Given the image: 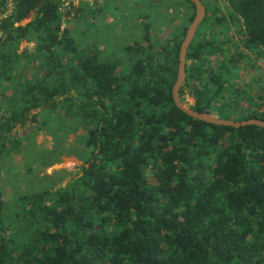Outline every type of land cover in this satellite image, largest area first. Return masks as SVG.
Masks as SVG:
<instances>
[{"label":"trees","instance_id":"obj_1","mask_svg":"<svg viewBox=\"0 0 264 264\" xmlns=\"http://www.w3.org/2000/svg\"><path fill=\"white\" fill-rule=\"evenodd\" d=\"M65 1L0 0V159L29 140L24 125L58 143L82 128L87 150L66 185L24 192L13 211L0 188V264H264V127L207 123L172 100L194 4L159 39L148 0L136 40L106 59L80 52ZM201 1L181 100L264 120V0Z\"/></svg>","mask_w":264,"mask_h":264},{"label":"rangeland","instance_id":"obj_2","mask_svg":"<svg viewBox=\"0 0 264 264\" xmlns=\"http://www.w3.org/2000/svg\"><path fill=\"white\" fill-rule=\"evenodd\" d=\"M162 1H152L153 5L150 7L151 16L156 14L158 17L153 23L152 35L153 38L159 39H165L170 32L179 30L182 21L186 20L191 12L186 0ZM70 3L77 7L79 0L64 2L62 26L68 25L73 30L80 52L94 51L100 58L118 59L122 57L123 46L136 40L141 26V23L137 22L136 12L145 11L149 2L106 0L99 8L95 6L89 13L77 16L74 8L68 15L65 14V9L67 10ZM219 3L222 6L221 1ZM8 5L10 6V2ZM164 8H169L167 16L172 23L170 25L175 23L173 30L161 15ZM221 8L225 10V7ZM32 16L31 13L21 24L26 23ZM33 47L31 42H24L20 49L32 50ZM257 70L259 73L264 72V61L258 64ZM185 103L192 104V98L185 96ZM27 126L17 127V130L29 136L22 149L0 159V188L5 196L6 212L16 208V197L24 192L46 187L56 189L66 185L68 180L79 172V164L87 151L81 142V136L85 132L82 128L69 131L63 142L58 143L46 131H39L34 135L26 129Z\"/></svg>","mask_w":264,"mask_h":264},{"label":"water","instance_id":"obj_3","mask_svg":"<svg viewBox=\"0 0 264 264\" xmlns=\"http://www.w3.org/2000/svg\"><path fill=\"white\" fill-rule=\"evenodd\" d=\"M189 1L194 4V16L186 28L185 35L180 43V47L178 51L177 73H176L175 81L173 82L171 88V96L175 106L185 114L195 119L215 125H223V126H230L236 128L246 125H257L260 127H264V120L259 118H249L239 121L225 119L218 117L217 115L209 112H199L181 100L179 96V89L184 83L185 75H186V71H185L186 52L188 50L191 41L194 38L198 26L204 19L206 13L205 6L201 0H189Z\"/></svg>","mask_w":264,"mask_h":264}]
</instances>
